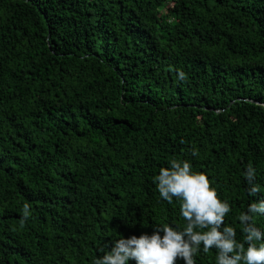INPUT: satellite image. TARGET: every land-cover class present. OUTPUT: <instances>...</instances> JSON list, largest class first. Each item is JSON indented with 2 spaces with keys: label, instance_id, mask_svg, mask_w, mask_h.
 Returning a JSON list of instances; mask_svg holds the SVG:
<instances>
[{
  "label": "trees",
  "instance_id": "1",
  "mask_svg": "<svg viewBox=\"0 0 264 264\" xmlns=\"http://www.w3.org/2000/svg\"><path fill=\"white\" fill-rule=\"evenodd\" d=\"M172 159L208 177L243 242L264 198V0H0V264H95L183 230L154 182Z\"/></svg>",
  "mask_w": 264,
  "mask_h": 264
},
{
  "label": "clouds",
  "instance_id": "2",
  "mask_svg": "<svg viewBox=\"0 0 264 264\" xmlns=\"http://www.w3.org/2000/svg\"><path fill=\"white\" fill-rule=\"evenodd\" d=\"M179 78L185 79V73L180 72ZM192 154L195 156L196 152ZM245 177L250 186L248 194L256 197L260 188L255 183L256 173L251 164ZM154 182L163 200L169 204L173 198L181 201L186 227L178 230L168 224H158L150 236L121 238L110 252L96 258L95 264H128L130 259L136 264H176L178 258L185 264H196L193 257L201 246L204 253L217 250V264H264V232L254 220L255 216L264 215V198L251 203L247 212L239 215L244 240L238 242L235 228L225 226V217L231 210L228 202L220 200L208 177L202 172H193L187 160H170L168 167H161ZM29 216L30 206L25 204L21 227ZM257 242H261L259 246Z\"/></svg>",
  "mask_w": 264,
  "mask_h": 264
}]
</instances>
